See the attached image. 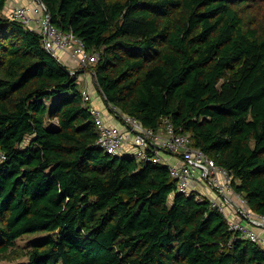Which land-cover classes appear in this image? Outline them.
I'll use <instances>...</instances> for the list:
<instances>
[{
  "label": "trees",
  "instance_id": "1",
  "mask_svg": "<svg viewBox=\"0 0 264 264\" xmlns=\"http://www.w3.org/2000/svg\"><path fill=\"white\" fill-rule=\"evenodd\" d=\"M42 1L57 28L99 52L89 72L107 106L157 129L168 118L264 213V0ZM6 5L0 260L19 258L16 240L32 235L21 264H264V247L209 199L179 192L167 165L96 145L82 72Z\"/></svg>",
  "mask_w": 264,
  "mask_h": 264
},
{
  "label": "built area",
  "instance_id": "2",
  "mask_svg": "<svg viewBox=\"0 0 264 264\" xmlns=\"http://www.w3.org/2000/svg\"><path fill=\"white\" fill-rule=\"evenodd\" d=\"M30 1L32 3L24 4L7 0L4 14L39 33L44 46L68 65L71 73L81 71L83 101L94 103L97 100L93 95L94 85L87 73L98 62L99 52L88 48L73 31L57 28L41 0ZM107 107L108 113L95 104L90 108L99 148L115 155L131 153L139 161L167 165L179 192L194 194L201 200L209 199L212 206L225 216L233 233L264 247V213L249 208L246 196L233 188V177L228 169L218 165L200 148L191 146L188 134L177 131L168 118L157 129L145 126L139 118L125 113L118 105L111 103ZM5 159L6 154L0 149V162ZM204 186L214 189L221 199L207 196ZM226 202L234 205L232 208L239 218H230Z\"/></svg>",
  "mask_w": 264,
  "mask_h": 264
},
{
  "label": "rangeland",
  "instance_id": "3",
  "mask_svg": "<svg viewBox=\"0 0 264 264\" xmlns=\"http://www.w3.org/2000/svg\"><path fill=\"white\" fill-rule=\"evenodd\" d=\"M20 3H24V4H29L30 0H18ZM88 79L90 82H92V74L89 72L87 73ZM93 95L94 98L97 99L94 104H99L100 107H102L103 109L106 110V112H109V109L107 107V105L104 102V99L101 95V92L99 91L98 88L94 87L93 89ZM49 125L53 123V120H49L47 122ZM120 126H122V123H119ZM32 138V135H28L26 137V140L29 141ZM164 154V153H163ZM226 211L227 213H229L230 211V207L228 205H225ZM230 218L234 219L235 216L234 215H230ZM34 236L32 235H25L23 237H20L16 240V251L19 254V258L14 259V260H0V264H21V263H25L28 260V255L27 252L30 248V244H31V240Z\"/></svg>",
  "mask_w": 264,
  "mask_h": 264
},
{
  "label": "crops",
  "instance_id": "4",
  "mask_svg": "<svg viewBox=\"0 0 264 264\" xmlns=\"http://www.w3.org/2000/svg\"><path fill=\"white\" fill-rule=\"evenodd\" d=\"M30 3H32L31 1H30ZM83 84H84V82H83ZM83 86V85H82ZM97 103V102H96ZM95 103V104H96ZM96 105H99V104H96ZM205 187V190H206V192H207V196H209V197H213V198H215V199H221L220 198V196L215 192V190L214 189H211V188H208L207 186H204ZM227 203V202H226ZM227 205L230 207V215H234L235 216V219L236 218H239V214L238 213H236L235 211H234V209L232 208L234 205H231L230 203H227Z\"/></svg>",
  "mask_w": 264,
  "mask_h": 264
},
{
  "label": "water",
  "instance_id": "5",
  "mask_svg": "<svg viewBox=\"0 0 264 264\" xmlns=\"http://www.w3.org/2000/svg\"><path fill=\"white\" fill-rule=\"evenodd\" d=\"M42 1V0H41ZM43 2V1H42ZM44 3V2H43Z\"/></svg>",
  "mask_w": 264,
  "mask_h": 264
}]
</instances>
